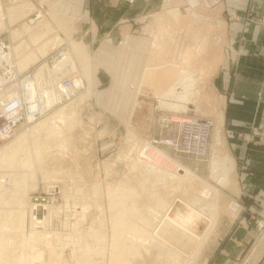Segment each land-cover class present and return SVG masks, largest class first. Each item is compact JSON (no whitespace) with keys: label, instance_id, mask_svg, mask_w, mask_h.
Masks as SVG:
<instances>
[{"label":"rangeland","instance_id":"374dc122","mask_svg":"<svg viewBox=\"0 0 264 264\" xmlns=\"http://www.w3.org/2000/svg\"><path fill=\"white\" fill-rule=\"evenodd\" d=\"M126 1L132 4L135 0ZM154 2L156 3V11L145 15L146 18L142 19V23H139L138 28L133 32L132 36L126 34L125 31H123L124 35L121 36L116 33L117 30H114L106 37V30H102L101 35L97 30L94 34L88 30L87 34L89 36L87 35L86 38L82 39L81 35L77 34L79 30L75 27L79 21L75 20V28H73L71 26L72 18L62 16V13L56 9V6V11L52 14L55 21L44 19V21L42 20L41 23L36 25V29H33V26L28 24L29 15L34 12L30 0H1L0 8L2 10H0V20L5 18L3 19L5 22L1 20L3 21L1 22V27L4 33H0V41L1 39L10 40L12 51H14L17 45L18 50L20 52L23 51L21 54L17 53L19 51L16 52L17 54L15 53L17 56H14V63L17 68H19V62L28 60L32 52L38 54L37 61L35 60L34 63H30L27 67L21 68V71L30 69L47 56L54 47L62 45V49L66 46L77 71L86 80L85 91L79 94L71 103L55 106L42 118L32 125L22 128L17 133L18 137L22 131L37 125L61 108L67 110L64 111L62 109L67 115L73 114L71 117L74 120L72 118L68 119L69 116H66L67 120L71 119V123H75L71 124L73 129L70 128L71 125H68L70 121L65 120L68 122L65 123L69 127L64 123V127L62 123L60 125L57 123L56 125H59V128L62 127L60 132L65 127L68 128L64 129L62 133L66 136L59 134V138H62V140L60 139L61 141L58 138V141L53 140L51 143L49 142L51 146V144H54V141L57 143L64 142V140L65 142H69L71 139L70 143L65 144L64 142L61 146H58L60 145L59 143H55L50 147L52 149L45 148V150H40L39 144L45 139L43 138L45 135L41 134V139H38L39 143L30 137L28 148L24 151L27 160L30 161L29 166L21 168L20 165V167L14 168L16 171H19L18 174L14 170V177L17 175L16 179H22L27 191L26 209L28 214L26 221L29 223L26 229L30 231L34 230V232L41 234L44 233L43 238L41 237V243L38 240L36 243H31L33 246L29 244L26 249V251L28 250L27 253L25 251L22 253L23 255L27 254L26 259L29 261L28 263L27 261L26 263L23 262L25 264H50L53 262L52 260H56L57 258L61 259L60 261L63 264H79L80 256H82V252L87 247L98 252V256L94 258L98 259V262L95 260L97 264H110L112 262L111 258H114L113 256L115 255L112 252L115 253L113 248L117 240L113 236V226L118 214L117 210L112 206L114 203L119 204L122 209L130 208L135 204L139 205L141 213L144 216L150 217L149 219L151 220H154L153 217H157V214L160 215L165 212L170 204V218L176 220L178 216L189 215L190 219L183 218L186 227L195 235L202 238L211 222L207 219L209 215L205 216L194 212L195 209L200 208V205L194 201L198 202V198H200L201 192L205 188L204 184L210 185L213 188L214 196L209 200V204L212 203L215 207L214 213L217 218L215 231L203 245L200 257L196 258L194 252H192L188 258L181 259L176 264H254V261H258L254 260V255L260 252L262 248L264 251V184L258 190V194L253 195L252 198L249 196L243 197L240 192L237 193L233 189H224L223 187L233 177L232 175L235 171L234 157L230 156L232 153L231 149H240L245 146L250 148V145H254L256 142L264 146L263 130L249 125L250 122H247L249 116L246 113L237 118V121H241L243 124H239L240 122L233 123V119H236V116L234 111L233 114L232 112L229 114L226 104L229 101L234 102L238 96L229 89L223 87L224 89L222 88L220 92L218 88L220 71L222 73L226 72L225 70L230 68L231 63H233L232 66H235L238 60V56H234L233 53L229 54L228 50L231 47V43H229L232 40L231 38L240 33L238 30L240 21L244 18L247 23L255 22L263 25L264 13L252 20L254 14L253 0H155ZM26 3L28 7L27 5L25 6ZM14 7L15 10L13 9ZM8 10L10 11V15ZM17 10L20 12H17ZM11 12H14L13 15H11ZM16 12L20 13V15L25 12V17L22 14L21 16L18 15L19 18ZM237 12H240V14H237ZM55 23H57L56 26ZM40 34H42V37L39 36ZM39 37L38 42L35 39ZM107 40L109 42H106ZM19 43L22 44L20 45ZM24 43H26V46L24 45L25 47L23 46V48L25 49L22 50V47L19 48V46H22ZM27 44L28 46L30 45V48ZM77 44L80 47L83 45L84 48H82L85 51L82 52L83 49L81 50L80 48L77 54L74 50V46ZM44 46L46 47L44 48ZM40 48L45 49V54L39 53ZM80 53L81 55L85 53L86 59L84 56L81 57ZM78 56L81 58L80 60ZM56 58L57 56L54 52L46 61L49 63L55 62ZM82 59L84 61L83 64L81 62ZM82 65H85V67ZM166 65H174L176 67V69L174 67L175 71L173 75L176 81L173 79L170 82L168 81L171 86H168L169 84L166 83V87L168 86L169 88L173 87L183 77L184 74H180L183 71H185L184 73L190 72L187 74L196 73L198 75L196 84L192 85L193 89H195L192 92V95H194L189 96V102H187L189 109L186 111L171 110L167 106L164 107L161 101L168 102V99L164 98L165 100H162V97H159L160 95L152 94V90L150 91L149 88L147 90L150 92L147 90V92L140 91L146 69L158 68L159 70L160 67L162 68ZM30 71H34V69L28 72ZM142 73L143 75L141 76ZM176 74L180 78L177 77L178 79H175L174 76ZM167 88L164 87L165 90ZM261 100L262 93H259L258 101L260 102ZM73 110L74 113H70ZM65 115H62V117H65ZM2 119L1 117L0 120ZM4 125L5 121H1L0 126ZM208 133L209 145L207 155L202 157V161H195L193 160L196 159L194 156L184 153L187 151L192 154L198 151L202 152ZM68 135L72 137L70 138ZM14 140L0 143V149L8 147V145L14 143ZM72 142H75L74 146H72ZM167 142H177L179 148L173 150L167 147ZM151 143H154V145ZM56 146L58 148L57 151L54 149ZM47 147H49V144ZM59 147H62L61 150ZM53 149L60 156L56 155ZM39 150L41 152L40 160L37 156L40 153ZM50 153L53 154L51 155ZM54 154L55 157H50V155L53 156ZM187 156H190L192 159ZM44 158L45 160H51L52 158V160H47L48 162L45 163ZM55 158L57 160H53ZM218 158H220L219 160L227 159V162L221 161L219 163V167H223L226 174L223 184L212 179L213 159ZM52 161L57 162L48 166V163H52ZM44 166L45 169H42L44 170L42 171L41 168ZM186 169L189 170L190 177L186 175ZM4 170L6 171L5 175H10L7 171L8 169ZM155 170L159 174L155 173ZM171 174H175V177H172V179ZM84 176L88 185L85 183ZM159 176H161L160 179H158ZM59 178L60 180H58ZM145 178H147L148 183ZM163 178L170 184H166L167 182ZM62 179L66 180H63L65 183H62ZM80 181L82 183H79ZM157 181L161 185L163 184L162 187L165 190L162 189V192L158 191L162 187H160L161 185L158 182L160 185L158 189V185L156 186ZM140 183L142 189H140ZM151 183L157 189L152 188L154 186L151 185V187ZM148 184L149 187H147ZM164 184H166L167 189L164 187ZM77 185H80V187ZM145 185L147 188H144ZM14 187L12 183L6 185L5 189L11 191ZM73 187H78L76 188L77 193H79V190L81 191L80 193L86 190L83 193L88 192L89 195H78L75 193L76 190ZM94 187L98 188V194L96 195L92 191ZM135 187H138L142 191L141 196L143 198L140 196L141 198H138V201L136 197L130 195V190ZM150 189L153 192V196ZM166 191L169 193V196H167ZM14 192L16 193V189ZM147 193V196L144 195ZM160 193L164 194L166 200L169 198L173 199L168 202L163 199L164 196H161ZM159 194L161 197L159 196L158 200L157 198H153L158 197ZM170 194H174L175 197L171 195V198ZM6 195L9 198L7 201L9 204H4L3 208L1 206L0 212H4V214L16 212L15 195L13 194L14 197L9 194ZM193 196L196 197L192 199ZM174 198L179 201H175ZM226 198L227 201L228 199L237 201L243 208L239 218L235 221L232 220L231 214L227 211H231V209L226 205ZM160 200L167 203L160 205L158 202ZM185 200L189 202L187 203ZM141 201L142 203H140ZM157 202L160 207H154ZM32 207H34V210H32ZM53 208L56 212L53 211ZM85 208L87 209L85 210ZM147 208H157V212H159L157 213L153 209L152 213L154 215H152L149 213L151 210L148 209L149 212L146 214ZM143 210L145 211L144 213ZM31 211L32 213L29 214ZM209 213H211L210 210L206 211V214ZM33 215L37 217L39 224L32 225L33 228L31 229L29 216ZM134 223L140 224L138 219ZM98 228H101V230ZM1 231L6 235V240H8L7 246L10 249H15L19 243L17 239H19L20 234L8 223L1 226ZM126 231L127 229H123V232H125L124 237L120 236L122 237L121 243L130 244V238L133 239L132 242H135V237L133 238L132 235L129 237V233L125 235ZM227 231H230L228 235ZM50 233L54 234L51 235ZM90 235L94 236L90 237ZM44 237L46 238L44 239ZM125 237L128 238V242ZM232 237L238 238L239 245H236L238 244L235 243L236 241H232ZM16 241L18 242L17 244ZM144 242L152 243L151 240L141 241L142 244L146 245ZM154 242L156 241H153L151 245L150 243L148 244L151 246V249H156V252L152 250L151 253H148L146 249H142H144V252L146 251L145 256L146 253L150 258L157 255L158 260L156 261H160V264H170L174 259H171L167 252L165 253L168 245H170L169 249H172V251H180L177 245L166 244V249L162 251L163 253L161 252L162 255L161 253L159 255L155 254L159 250L155 245L152 246ZM37 248L40 249L37 250ZM224 250H230L233 253L231 255L226 254ZM39 251L40 253L43 252L42 260H35V256L39 254ZM152 253L153 255H151ZM238 257L239 260L237 261ZM259 257L261 256L259 255ZM142 258L141 260L137 259L136 263L141 264L144 261V258ZM263 258L264 254L262 255ZM183 260L185 263H182ZM33 261L36 262L33 263ZM156 261L154 260L153 264H159ZM261 264H264V262Z\"/></svg>","mask_w":264,"mask_h":264},{"label":"bare ground","instance_id":"6f19581e","mask_svg":"<svg viewBox=\"0 0 264 264\" xmlns=\"http://www.w3.org/2000/svg\"><path fill=\"white\" fill-rule=\"evenodd\" d=\"M20 1H25V0H20ZM27 1V0H26ZM32 2V6L34 8V12L32 14L29 15V20H28V24L30 26H33V29H36L37 28V24L41 23L42 20L44 21L45 20H53L55 21V19L53 18L54 15H52L53 13H55L56 9H55V5L51 4L49 0H39L38 2H33L32 0H30ZM31 5V3H29ZM24 5V4H22ZM27 5V3L25 4V6ZM0 7H1V0H0ZM24 7V6H23ZM22 7V8H23ZM28 7V5H27ZM25 10L26 7H24ZM23 8V9H24ZM30 8V7H29ZM32 8V7H31ZM9 9V8H8ZM15 10V7L13 8ZM13 9L11 8V10L13 11ZM17 9V8H16ZM20 9V8H18ZM22 9V10H23ZM0 10H2L0 8ZM21 10V12H22ZM32 10V9H31ZM9 11V10H8ZM17 12H20L17 10ZM16 12V15H20V13L18 14ZM28 12V11H26ZM14 13V12H13ZM13 13L11 12V15H13ZM24 13L23 12V17L24 16ZM21 14V15H22ZM27 14V13H26ZM60 14V13H59ZM9 15H10V11H9ZM7 15V16H9ZM20 15V16H21ZM61 15V14H60ZM2 16V15H1ZM6 16V17H7ZM19 17V16H18ZM57 17V16H56ZM60 17V16H59ZM20 18V17H19ZM5 18H2L1 20H3ZM12 19H13V16H12ZM10 19V20H12ZM0 20V33H4L3 32V29L1 27V21ZM9 20V21H10ZM13 21V20H12ZM59 21V19H58ZM63 21V20H62ZM5 22V21H4ZM64 22V21H63ZM28 25V26H29ZM57 25V23H55V26ZM30 30V29H29ZM44 30V29H43ZM20 34V33H18ZM21 35V34H20ZM42 34H40L39 36H41ZM44 35V34H43ZM15 37V36H14ZM37 38L35 40L38 41ZM35 42L34 39H32ZM57 41V40H56ZM1 42L3 43L4 46H2V48H0V63H3V64H6L7 68L12 71V73H14L16 76H18L21 80L19 81L17 87H15L14 89L11 88V86L9 85H5L6 84V79L1 77V82H0V88H4L0 93V100L2 99L3 102L4 100L6 99H3V98H7L8 100H11L13 99L14 97H17V98H21L25 104H30V109H34V108H39L43 111V114L41 115V117H38L36 120H34L33 122L31 123H25L24 127H28L30 125H32L34 122H36L37 120H39L40 118H42L45 114H47L52 108H54L55 106L57 105H60V104H67V103H71L79 94H81L82 92L85 91L86 89V80L79 74V72L77 71L76 67H75V63L74 61L72 60L70 54H69V51L68 49L66 48V46H64V48L62 49V45L58 46V47H54L48 54L47 56H45L41 61H39L38 63H36L33 67H31L30 69L28 70H24V71H21L20 69L21 68H24V67H27L30 63H34L35 60L37 61L36 58L37 57V53L35 52H32L31 56L28 58V60L26 61H22V62H19L18 64V67L15 65L14 63V56L17 54V53H20L23 52V51H19L18 50V45L17 47L14 49V51L11 50V42L10 40L6 41V40H3L1 39ZM39 42V41H38ZM52 42V41H51ZM33 43V44H34ZM20 44V43H19ZM22 44V43H21ZM20 44V45H21ZM26 43H24L22 46H19V48L22 47V50L25 49L23 48V46L25 45ZM48 44V43H47ZM50 44V43H49ZM36 45V44H35ZM81 45V44H80ZM26 46V45H25ZM24 46V47H25ZM28 46V44H27ZM30 46V45H29ZM28 46V47H29ZM48 46V45H46ZM44 46V48L46 47ZM83 47V45H81ZM42 47V46H41ZM80 46H78V44L76 46H74V50L76 51V53L78 52V50L81 48V50L84 48H82ZM30 48V47H29ZM44 48H40V52L41 54H45V49ZM49 48V47H48ZM28 49V48H26ZM39 49V48H38ZM43 49V50H42ZM49 50V49H48ZM62 51L63 50V54H61V56L56 59L57 61L55 63H49L46 61V59L52 55L54 52L57 53L58 51ZM19 51V52H17ZM85 51L84 49L82 50V52ZM17 52V53H16ZM16 53V54H15ZM75 53V52H74ZM78 54V53H77ZM83 54V53H82ZM84 55H86L84 53ZM84 55H81L80 53V56H84ZM17 56V55H16ZM20 56V55H19ZM18 56V57H19ZM43 56V55H42ZM79 57V56H78ZM85 57V56H84ZM26 58V57H25ZM24 58V59H25ZM206 58V57H205ZM81 58L79 57V60ZM86 59V57H85ZM210 60V59H209ZM191 61V60H190ZM82 64H83V59H82ZM199 62V61H198ZM80 63V62H79ZM85 67V65H82ZM167 66V65H166ZM160 67V69L158 70V68H147L146 71H145V75H144V80H143V84H142V87L140 88V91L141 92H145L148 88L149 90L151 91L152 90V94H156L157 96L159 97H162L161 99L162 100H165L166 98L168 99V102L167 101H161L162 102V105L167 106L169 109L171 110H177V111H182V110H188L189 108V104H187V102H189V96L192 95V92H194L195 89H193L194 87H192V85L196 84L197 82V76L196 73L194 74H187V73H184L185 71H183L182 73L180 74H184L182 78L178 77L177 75L179 74H176L175 79L178 77L180 78L178 80L177 83L172 84L174 85L173 87L169 88L168 86H171L168 81H172V79L174 80L173 78V75H174V65H169L167 67ZM212 66V65H211ZM199 68V66H197ZM32 69H35L33 75L30 77V78H27L26 77V73L29 71V70H32ZM176 69V67H175ZM208 69V68H207ZM173 70V71H172ZM180 70V69H179ZM215 70V69H214ZM161 71V72H160ZM181 71V70H180ZM178 72V71H177ZM194 72V71H193ZM192 72V73H193ZM176 73V72H175ZM190 73V72H189ZM186 74V75H185ZM209 74V73H208ZM205 75V74H204ZM67 77H70L72 80H73V84L71 85H68V86H64L63 83H62V78H67ZM177 78V79H178ZM176 81V80H174ZM169 84L167 87L166 85ZM174 83V82H173ZM167 88L166 90L164 89ZM148 91V90H147ZM146 91V92H147ZM148 91V92H150ZM89 93V92H88ZM194 95V94H193ZM192 95V96H193ZM67 96H71L70 100L66 101V98ZM82 96V95H81ZM84 96V95H83ZM156 96V97H157ZM86 97V96H85ZM165 98V99H164ZM191 98V97H190ZM157 99V98H156ZM193 99V98H192ZM82 100V98H81ZM85 101H86V98H85ZM84 101V102H85ZM173 101V102H172ZM29 102V103H28ZM160 102V101H159ZM160 102V103H161ZM79 103V102H78ZM159 103V104H160ZM167 103V104H166ZM192 103V102H191ZM74 104H75V101H74ZM194 104V103H193ZM71 107V106H70ZM73 107V106H72ZM193 108V107H192ZM64 108H61L60 110L58 111H55V113L51 114L50 116H48L46 119H44L43 121H41L40 123H38L37 125H34L33 127H31L30 129H27V130H24L22 131L19 136L17 137V133L24 127H22L20 130H18L16 133L13 134V136L10 138V139H7V140H3V141H0V143H6V142H11L13 141L16 137V139L14 140V143H11V145H8V147H3L0 149V207L4 206V204H9L7 201H8V196L6 194H9L10 196L13 194L15 195V202H16V212H10L9 214L5 213L4 212H0V264H25L27 259H26V255H23L22 253L26 251V249L28 248V245L29 244H33L34 242L36 243V241L40 242L42 241V238H43V234L39 233V232H34L33 231H30V230H27L26 227H27V221H26V217H27V214H28V211H27V207H26V194H27V191L25 189V186L22 182V179H16L15 177H17V175H15L14 177V174H15V169L16 167H20L21 165V168L22 167H28L29 166V162L27 160V157H26V153H24V151H26V149L28 148V144H29V139L30 137L34 139L35 142L38 141L39 143V140L38 139H41V134L45 135L42 140V143H40L39 145V149L40 150H45V148H49V149H52L50 147H52V145H54L55 143H57L56 141H54L53 143L54 144H51L50 146V143L53 141V140H57L58 141V138H59V134H62L64 129H68V128H64L62 132H60L62 130V127L59 128V125L62 123L66 124L68 122H66L65 120H67V117L66 116H69V118H72L71 115H67L66 113L63 112ZM69 109V108H67ZM72 109V108H71ZM195 109V108H194ZM18 109H16V111H18ZM66 109H64L65 111ZM67 111V110H66ZM63 112V114H62ZM70 113H74V110L73 112H70ZM66 114V115H65ZM62 115H65V117ZM66 118V119H65ZM71 120V119H70ZM70 120H67V121H70ZM72 120H74V118H72ZM66 122V123H65ZM72 121H70L68 123V125H73V123H71ZM59 124V125H56V124ZM214 123V122H213ZM62 125L63 127L65 125ZM75 124V123H74ZM67 125V124H66ZM67 125V126H68ZM71 125L70 128H72L73 126ZM69 127V126H68ZM69 128V129H70ZM73 129V128H72ZM68 134V133H67ZM63 135V134H62ZM60 135V136H62ZM63 136H66V135H63ZM62 136V137H63ZM68 137H72L71 135ZM66 137L68 140L69 138ZM65 138V139H66ZM62 138H59V141H61ZM64 139V138H63ZM32 140V139H31ZM71 140V139H70ZM69 140V142H65L66 143H70L71 141ZM80 140V139H79ZM32 141V142H34ZM44 141V143H43ZM41 142V141H40ZM50 142V143H49ZM64 142H58L60 145L58 146H61L62 143ZM57 143V144H58ZM73 143V142H72ZM163 143V142H162ZM49 144V147H47ZM56 144V145H57ZM152 144V143H151ZM161 144V143H160ZM167 144V147L169 148H172L173 150L175 149V146H176V143H174V145H171L170 143H166ZM33 145V144H32ZM71 145V144H69ZM75 145V142L73 143L72 146ZM154 145V143L152 144ZM162 145V144H161ZM165 145V144H164ZM35 146H37L35 144ZM64 147V145H62ZM66 146V145H65ZM155 146H160V145H155ZM60 150L62 147H59ZM65 148V147H64ZM63 148V150H64ZM71 148V147H70ZM56 149L57 151V146L54 148ZM53 149V150H54ZM66 149H67V146H66ZM75 149V148H74ZM39 150V152H40ZM52 150V152H54ZM62 150V151H63ZM210 150V149H209ZM56 151L54 152L56 154ZM49 152V151H48ZM51 152V151H50ZM58 153V152H57ZM81 153V152H80ZM51 154V153H50ZM53 154V153H52ZM51 154V155H52ZM55 154L53 156L50 155V157H55ZM59 154V153H58ZM56 154V155H58ZM47 155V154H46ZM209 155V154H208ZM39 157V160L41 158V152L37 155ZM45 156V155H44ZM43 156V157H44ZM60 156V155H58ZM162 156V155H161ZM42 157V158H43ZM189 158H191L190 156H187ZM208 157V156H207ZM206 157V158H207ZM217 157V156H215ZM59 158V157H58ZM196 159H193L195 161H202V157H194ZM161 159V158H159ZM164 159V157H163ZM192 159V158H191ZM220 158L218 159H213V173H212V179L216 180L217 182L219 183H222L224 182L225 180V177H226V174H225V171L223 169V167H219V163H221V161H224V162H227V159H222V160H219ZM47 160L51 161L50 159H46L44 158V162H48ZM53 160H57L56 158L53 159ZM61 160V159H60ZM43 161V160H42ZM63 161V160H62ZM54 162H57V161H54ZM52 161L49 162L48 166H50L51 164L54 163ZM60 162V161H59ZM156 162V161H155ZM150 163V162H149ZM173 163V162H172ZM42 165V164H41ZM47 166V164H45ZM170 165H171V162H170ZM154 166V165H153ZM152 166V167H153ZM174 166V165H173ZM179 166V165H178ZM47 168V167H46ZM156 168V167H155ZM219 168V169H218ZM3 169V170H2ZM4 169H8L7 171L10 173L5 175V170ZM42 169H45V166L41 168ZM15 170V171H14ZM4 171V173H3ZM44 171V170H42ZM47 171V170H46ZM86 171V170H84ZM156 171V170H155ZM18 172L19 174V171H16V173ZM186 172V175L188 177H190V173H189V170L186 169L185 170ZM46 173V172H44ZM51 173V172H50ZM66 173V171H65ZM155 173H158V171H156ZM228 173V172H227ZM70 174V173H69ZM159 174V173H158ZM157 174V175H158ZM193 174V173H192ZM164 175V174H163ZM162 175V177H163ZM229 175V174H228ZM19 176V175H18ZM47 176V175H46ZM77 176V175H76ZM75 176V177H76ZM83 177V176H82ZM161 176L158 177V179H160ZM165 177V176H164ZM172 177H175V174H171V179ZM20 178V177H19ZM85 178V176H84ZM156 178V177H155ZM154 178V180H155ZM232 178V177H231ZM147 183H148V180L147 178H145ZM162 179V178H161ZM164 179V178H163ZM60 180V178L58 179ZM64 179H62L63 181ZM79 180V179H78ZM153 180V179H152ZM151 180V181H152ZM153 180V181H154ZM157 180V179H156ZM166 179H164L165 181ZM232 180V179H231ZM66 181V180H64ZM62 182V183H65V182ZM82 181H83V178H82ZM85 181H86V178H85ZM150 181V182H151ZM74 182V181H73ZM155 182V181H154ZM159 181H157V184L156 186L158 185V189L160 187L163 186V184L159 185L158 183ZM167 182V180H166ZM165 182V183H166ZM14 184V188H12L11 191L9 190H6L5 189V186L6 185H10V184ZM79 183H82L81 181ZM78 183V184H79ZM87 184V181L85 182ZM146 183V185H147ZM153 183V182H152ZM150 184L154 186V184ZM156 183V182H155ZM164 183V182H163ZM93 184V183H92ZM91 184V185H92ZM139 184V183H138ZM168 184V182L166 183ZM166 184H164V187L167 189V187L165 186ZM170 184V183H169ZM168 184V185H169ZM88 185V184H87ZM86 185V186H87ZM90 185V186H91ZM141 185V183H140ZM146 185L144 186V188L146 187ZM205 185V188L204 190H202L201 192V196L200 198H198V202L194 201L196 204H199L200 205V208L197 210L195 209L194 207V212L196 213H199L200 215H205V216H208L207 219L209 222H211L207 232L205 233V235L200 238L198 237L197 235H195L193 232H191L187 227H186V223L185 221L183 220L184 219H190V216L189 215H186V216H178L176 220L170 218L169 216V212L171 211V206L169 204V207L165 210V212H163L162 214H157V217H153L154 220H151L149 219L150 217H147L146 215L144 216L142 213H141V208L139 207V205H133L131 206L130 208H120L121 206L117 203H114L112 206L114 207L115 210H117L116 212L118 213L117 214V217L115 218V222H114V226H113V229H114V234L113 236L116 237V244L114 245V250H115V253L112 252V254H115L113 257L114 258H111L112 262L110 264H137L136 260L137 259H140L143 257L144 258V261L141 262V264H153V261L155 260H158L157 259V255H154L155 257L152 256V258L148 257L147 256V253H146V256H145V252H144V249H146L148 251V253L152 252L153 249H151V244L153 243V241H156L154 242V244L152 246H156V248L159 250L158 253H155V254H160L163 250L166 249V246L168 244H175L178 246V248H180V251L179 250H176V251H172V249H169V246L168 245V249L165 251V253L167 252V254L169 255V257H171V259H173L171 261L170 264H176L177 262L181 261V259H186L188 258L192 252H194L195 254V257L198 258L201 256L202 254V250H203V245L208 241V239L210 238L211 234L214 233L215 231V222L217 221L216 219V216H215V213H214V204H209L211 200V198L214 196L213 195V188L210 186V185ZM203 185V186H204ZM65 186V185H64ZM74 186H75V183H74ZM78 186V185H77ZM94 186V184H93ZM138 186V185H137ZM156 186L152 187V188H156ZM160 186V187H159ZM67 187V186H66ZM72 187V186H71ZM80 187V185L78 186ZM78 187H73L75 188H78ZM83 187V186H82ZM92 187V186H91ZM120 187V186H119ZM118 187V188H119ZM122 187V186H121ZM142 189V185L140 186ZM149 187V184L148 186ZM146 187V188H147ZM174 187V186H173ZM84 188V187H83ZM88 188V187H87ZM86 188V189H87ZM172 188V187H171ZM195 188V187H194ZM197 188V187H196ZM16 189V193L14 192V190ZM80 189V188H79ZM82 189V188H81ZM89 189V188H88ZM92 189V188H91ZM138 189V187L136 188H132L130 190V195L133 196V197H136L137 198V201H138V198H141V194H142V191ZM149 189V188H148ZM147 189L148 193H149V190ZM153 189V190H154ZM157 189V188H156ZM162 189H164L163 187L161 188V190L159 189L158 191L162 192ZM185 189V188H184ZM64 190V189H63ZM140 190V191H139ZM165 190V189H164ZM169 190V189H168ZM71 191V190H70ZM69 191V192H70ZM84 192H86V190H83ZM80 193L81 191L79 190V193H77L78 191L76 190L75 193H77L78 195L79 194H88L87 193ZM93 193L96 195L98 194V188L97 187H94L93 188ZM146 191V189H145ZM152 190L150 189V192ZM156 191V190H155ZM157 192V191H156ZM165 192V191H163ZM167 192V191H166ZM171 192V191H170ZM67 193V191H66ZM71 193V192H70ZM146 193V192H144ZM147 194H144V195H148ZM153 192H151V195H152ZM161 194V193H160ZM160 194L158 195V197H153V198H159ZM169 193L167 192V196ZM65 195V194H64ZM89 195V194H88ZM143 195V196H144ZM150 195V193H149ZM164 196V194L162 193L161 196ZM171 195H174V194H170V197L172 198ZM100 196V195H99ZM141 196V197H140ZM153 196V195H152ZM157 196V195H155ZM160 196V197H161ZM197 196V195H196ZM195 196V197H196ZM14 197V196H13ZM75 197V196H74ZM93 197V195H92ZM98 197V196H97ZM126 197V196H125ZM175 197V195H174ZM179 197V196H178ZM194 196L192 197L195 198ZM96 198V197H94ZM143 198V197H142ZM169 198V197H167ZM182 198V196H181ZM196 198V199H197ZM74 199V198H73ZM127 199V198H126ZM165 196H164V198ZM173 199V198H172ZM172 199H168L166 201L169 202V200L171 201ZM175 199V198H174ZM183 199V198H182ZM195 199V200H196ZM12 200V199H11ZM97 200V198L95 199ZM208 200V201H207ZM143 201V199H142ZM142 201L140 203H142ZM161 201V200H160ZM160 205H164V203H167V202H160ZM175 201H179V200H176ZM187 202V200H185ZM193 201V200H192ZM191 201V202H192ZM96 202V201H95ZM158 202L156 203V206L154 205V207H160V205H158ZM189 202V201H188ZM187 202V203H188ZM193 202V203H194ZM138 203V202H137ZM145 203V202H144ZM146 203H148L146 201ZM139 204V203H138ZM153 204V203H152ZM234 204V205H233ZM231 206H230V209L232 212L234 213H241L243 211V208L242 206L238 203V202H234ZM167 205V204H165ZM172 205V204H171ZM189 205V204H188ZM27 206H30V205H27ZM141 206V204H140ZM168 206V205H167ZM112 207V208H113ZM153 207V206H152ZM199 207V206H198ZM210 207V208H209ZM34 207H32V210ZM163 208V207H161ZM208 208V210H207ZM87 208H85L86 210ZM147 208L146 210V214L149 212V210H151L149 213H151L152 215H154L152 212H153V209L156 210L157 212V208H152V209H149ZM165 209V208H164ZM2 210V209H1ZM29 210V209H28ZM84 210V211H85ZM154 210V211H155ZM160 210V208H159ZM163 210V209H162ZM211 211V213L209 214H206V211ZM53 211L56 212L53 208ZM213 211V213H212ZM49 212V211H48ZM53 212V213H54ZM145 211L143 210V213ZM159 212V211H158ZM157 212V213H158ZM32 213L29 212V214ZM34 213V212H33ZM52 214V212H50ZM192 214V213H191ZM32 215V214H31ZM50 215V214H49ZM156 215V213H155ZM198 215V214H197ZM51 216V215H50ZM93 216V215H92ZM199 216V215H198ZM86 217V216H85ZM114 217V216H113ZM53 218V217H52ZM133 219H138V221L140 222V224H136L134 223V221L136 220H133ZM29 220L31 222V226L38 223V219L35 215L33 216H29ZM50 221H51V218H50ZM133 221V222H132ZM6 223L10 224L19 234H20V237L19 239H17V241H19V243L16 241V244L18 243L17 247L15 249H10L7 245V241L6 240V235H4L1 231V226L3 225H6ZM30 225V224H29ZM30 227V226H29ZM100 227V226H99ZM33 228V226L31 227V229ZM35 228V227H34ZM96 228V227H95ZM103 228V227H102ZM30 229V228H28ZM101 230V228H98ZM123 229H127V233L125 235H127L128 233V236L130 237V235H132V237L134 238L135 242H132L133 239H129V241H131L130 244H122L121 243V238L120 237L121 235L123 236L125 232H123ZM129 230V231H128ZM38 231V230H36ZM90 231V230H89ZM122 231V232H121ZM125 231V230H124ZM17 234V233H16ZM14 234V235H16ZM51 234V233H50ZM54 234V233H53ZM51 234V235H53ZM18 235V234H17ZM49 235V234H47ZM100 235V234H98ZM103 235V234H102ZM94 236V235H92ZM90 235V237H92ZM126 236V237H128ZM42 237V238H41ZM50 237V236H48ZM72 237V236H71ZM80 237V236H79ZM97 237V236H96ZM100 237H104V236H100ZM124 237V236H123ZM125 237V238H126ZM128 237V238H129ZM41 238V239H40ZM46 237H44L45 239ZM53 238V237H52ZM69 238V237H68ZM89 238V237H88ZM128 238H126L127 242H128ZM43 239V240H44ZM51 239V238H50ZM62 239V238H61ZM76 239V238H75ZM87 239V238H86ZM85 239V240H86ZM92 239V238H90ZM124 239V238H123ZM141 239V240H140ZM52 240V239H51ZM59 241V239H57ZM68 240V239H67ZM84 240V242H85ZM89 240V239H88ZM147 240H151L152 243H150V245L148 243H145L146 245L142 244L141 241H147ZM46 243L47 240H45ZM50 241V240H48ZM73 241V240H72ZM105 241V240H104ZM37 242V244H38ZM63 242V241H62ZM112 242V241H111ZM114 242V241H113ZM45 243V244H46ZM86 243V242H85ZM31 244V245H32ZM49 244H51L49 242ZM113 244V243H112ZM148 244V246H147ZM167 244V245H166ZM14 245V244H13ZM48 245V244H47ZM46 245V246H47ZM33 246V245H32ZM76 246V245H75ZM91 246V245H90ZM31 247V246H30ZM92 247V246H91ZM102 247V246H101ZM113 247V246H112ZM150 247V248H149ZM34 249V247H32ZM55 248V247H54ZM108 248V247H107ZM111 248V247H110ZM144 248V249H142ZM198 248V249H197ZM262 248V247H261ZM32 249V251H33ZM40 249V248H37V250ZM95 249V248H94ZM112 249V250H113ZM149 249H151V251H149ZM155 250V251H154ZM153 251L156 252V249H154ZM41 251V250H40ZM39 251V254H37V256H35V260L36 259H41L42 260V256H43V252L40 253ZM54 251V249H53ZM107 251V250H106ZM47 252V251H46ZM55 253V252H54ZM105 253V252H104ZM104 253H102L104 255ZM163 253V252H162ZM161 253V255H162ZM98 252L94 251L93 249H91L90 247H87L83 252H82V256H80V260H79V264H97L98 262V259H94L97 255ZM166 254V255H167ZM264 254V251H263V248L260 252H258L256 255H254V260H258V261H254L255 263L254 264H258V263H261L264 258L262 259V255ZM29 255V254H28ZM153 255V253L151 254ZM171 255V256H170ZM259 255L261 257H259ZM106 256V255H105ZM111 256V257H112ZM30 257V256H29ZM57 257V256H56ZM56 257H54V259H56ZM104 257V256H103ZM102 257V258H103ZM141 257V258H140ZM168 257V256H167ZM142 258V259H143ZM52 259V258H51ZM154 259V260H153ZM262 259V260H261ZM61 260V259H60ZM59 260V258H57L56 260H52L53 262L50 263V264H63L61 261ZM97 262H96V261ZM139 260V261H140ZM160 260V258H159ZM166 260V259H165ZM261 261V262H260ZM25 262V263H23ZM29 261H27L28 263ZM36 262V261H35ZM33 261V263H35ZM160 264V261H156V263ZM139 263V262H138ZM182 263H185L184 260ZM140 264V263H139ZM186 264V263H185Z\"/></svg>","mask_w":264,"mask_h":264},{"label":"crops","instance_id":"0c3cea01","mask_svg":"<svg viewBox=\"0 0 264 264\" xmlns=\"http://www.w3.org/2000/svg\"><path fill=\"white\" fill-rule=\"evenodd\" d=\"M32 1L38 2L39 0ZM49 1L57 7L62 16L72 18L71 26L79 30L77 34H80L82 39L86 38L87 35L89 36L87 34L88 30L92 34L97 30L100 35L102 30H106V37L114 30H117L116 33L121 36L124 35L123 31L132 36L139 23H142V19L146 18L145 15L156 11L155 0H135L132 4L126 0ZM253 8L252 20L264 13V0H253ZM238 13L240 14V12ZM75 20L79 22L76 23ZM75 23L76 26L74 27ZM239 25L238 30L240 33L238 32L237 36L231 38L232 40L229 42L231 47L228 50L229 54L233 53L234 56H238V60L235 66H232L233 63H231L232 65L228 70H225L226 72L222 73L220 71L218 88L221 92L224 87L235 92L238 96L234 102L229 101L226 104L229 114L230 112L233 114L234 111L236 116L233 123H237V118L246 113L249 116L247 120L248 123L250 122L249 125L261 128L263 130L262 135H264V24L247 23L243 18ZM106 42H109V40ZM232 67H234L233 70ZM228 78L230 79L226 82ZM259 93H262L260 102L258 101ZM239 122V124H243L241 121ZM231 152L232 155L229 154L234 157L232 158L235 171L233 177L223 187L224 189H233L237 193L240 192L243 197L249 196L252 198L253 195L258 194V190L264 184V146L256 142L254 145H250V148H247V146L240 149L234 148L231 149ZM225 201L229 209L234 202H237L232 199L227 201V198ZM225 201L223 202L224 206ZM227 211L231 214L233 221L237 220L242 213ZM229 232L227 231V235ZM232 241H236L235 243H238L236 245H239L237 237H232ZM224 252L230 255L233 253L230 250H224Z\"/></svg>","mask_w":264,"mask_h":264},{"label":"built area","instance_id":"2783aa9c","mask_svg":"<svg viewBox=\"0 0 264 264\" xmlns=\"http://www.w3.org/2000/svg\"><path fill=\"white\" fill-rule=\"evenodd\" d=\"M2 46L4 45L0 41V48H2ZM58 52H57L58 54L56 53V56H57L56 59H58L61 56V54H63V50L62 51L60 50ZM55 62H50V63H55ZM34 72L35 71H30V72H27L25 75L27 78H30ZM1 77L6 79L5 85H9L13 89L17 87L19 81L21 80L18 76H16L14 73H12V71H10L7 68L6 64H3V63H0V79ZM66 79H68V77L62 78V83L65 87L70 84L71 85L73 84V80L71 78H69L68 80ZM3 89L4 88H0V93H2L1 91ZM17 97H14L11 100H8L7 98H3V99H6L4 100V102L2 99L0 100V118L1 117L3 118L2 120H0V122L5 121V125L0 126V141L10 139L14 133H16L22 127H24L25 123H31L34 120H36L38 117H41V115L43 114V111L41 109L39 108L30 109V104H25V102L21 98H17ZM65 98H66V101H68L70 100L71 96H67ZM18 108L19 110L16 111V109ZM208 138H209V133L208 135H206V139L204 142V148L202 152L198 151L195 154H192L189 151H187L184 153H186L187 155L194 156V157H203L207 155V150H208V145H209ZM167 143H170L171 145H174V143H176L175 148H179V146L177 145V142H174V143L167 142Z\"/></svg>","mask_w":264,"mask_h":264},{"label":"water","instance_id":"95a60500","mask_svg":"<svg viewBox=\"0 0 264 264\" xmlns=\"http://www.w3.org/2000/svg\"><path fill=\"white\" fill-rule=\"evenodd\" d=\"M262 262H264V260H263ZM262 262H261V263H262ZM261 263H260V264H261Z\"/></svg>","mask_w":264,"mask_h":264}]
</instances>
